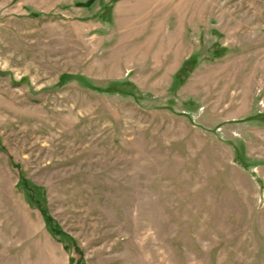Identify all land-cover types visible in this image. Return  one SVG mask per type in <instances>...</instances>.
<instances>
[{"label":"rangeland","instance_id":"374dc122","mask_svg":"<svg viewBox=\"0 0 264 264\" xmlns=\"http://www.w3.org/2000/svg\"><path fill=\"white\" fill-rule=\"evenodd\" d=\"M0 264H264V0H0Z\"/></svg>","mask_w":264,"mask_h":264},{"label":"trees","instance_id":"16d2710c","mask_svg":"<svg viewBox=\"0 0 264 264\" xmlns=\"http://www.w3.org/2000/svg\"><path fill=\"white\" fill-rule=\"evenodd\" d=\"M32 197H33V195L31 194V200H33ZM39 208H40V210H41V212H42V214H43V216H44V218H45L50 230L53 231L54 234H60L61 236H63L61 228L57 225L56 222L53 221L51 216L48 214L46 208L42 207L40 205H39Z\"/></svg>","mask_w":264,"mask_h":264}]
</instances>
